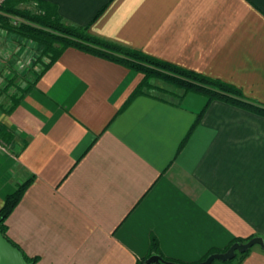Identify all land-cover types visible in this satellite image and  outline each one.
<instances>
[{
  "label": "crops",
  "instance_id": "crops-1",
  "mask_svg": "<svg viewBox=\"0 0 264 264\" xmlns=\"http://www.w3.org/2000/svg\"><path fill=\"white\" fill-rule=\"evenodd\" d=\"M41 1L100 40L264 105V0ZM143 79L68 48L10 114L0 109L14 134L0 150V210L33 179L6 224L35 264H139L153 239L170 262L197 264L264 239V117L162 86L130 100ZM242 264H264V251Z\"/></svg>",
  "mask_w": 264,
  "mask_h": 264
},
{
  "label": "trees",
  "instance_id": "trees-1",
  "mask_svg": "<svg viewBox=\"0 0 264 264\" xmlns=\"http://www.w3.org/2000/svg\"><path fill=\"white\" fill-rule=\"evenodd\" d=\"M29 1L37 3L35 12L19 8L20 4H24ZM5 14H12L17 17H21L26 22L19 26H10L7 23ZM0 27L5 28L8 33L23 36L32 42L42 45L44 47L45 55L49 57V60L44 64L31 86L27 87L26 90L22 89L19 91V95L11 96L8 106L5 107V105L0 102V109L5 114H10L20 104L24 97L37 84L41 75L58 60L66 49L75 48L85 53L121 64L128 69L141 73L144 76L143 83L132 94L130 100L136 95L144 93V89L151 88L149 80L157 78L169 85L179 88L182 90L183 95L190 92L197 93L205 96L209 103L213 101H221L264 117V105L248 99L236 86L197 72L182 69L176 65L159 60L143 52L131 50L100 40L92 36L88 32V28L65 23L57 13L55 7L47 2L41 0H7L6 3L0 6ZM0 140L6 142H11L13 140L12 132L9 131V129L1 122ZM32 182L33 179H29L20 184L13 194L7 196L4 206L0 210V226L4 236L22 252L23 250L9 238L7 234L8 227L6 222ZM251 239L252 238L246 241L235 240L224 251H211L204 258V260L212 254L226 252L235 243H244L250 241ZM250 251L244 254L237 253L235 259L223 263L242 264V260L249 255ZM24 255L30 264H35V258H29L25 253ZM155 255L160 256L163 261L170 262L159 252L158 243L156 239H153L150 256L148 258ZM148 258L142 260L139 264H145Z\"/></svg>",
  "mask_w": 264,
  "mask_h": 264
},
{
  "label": "rangeland",
  "instance_id": "rangeland-1",
  "mask_svg": "<svg viewBox=\"0 0 264 264\" xmlns=\"http://www.w3.org/2000/svg\"><path fill=\"white\" fill-rule=\"evenodd\" d=\"M19 8L35 12L37 3L32 1L25 2L24 4H20ZM6 18L10 26H19L26 22L23 18L12 14L6 15ZM14 43H18L19 45L23 44L22 47H24V49L26 48L28 61L22 54L19 52L17 53L20 46H18V44L16 46ZM19 51L23 52L22 50ZM48 60L49 57L45 55L42 45L32 42L23 36L8 33L5 28L0 27V102L5 105V107L8 106L11 96L19 95V91L22 89L26 90L27 87L31 86ZM149 83L151 88L144 89L145 92H156L153 91V89L157 86H162L163 89L168 90V92L173 91V93L177 92V94L182 92L179 88L169 85L161 79L152 78L149 80ZM9 131L12 132V130ZM0 142L4 146L13 143V141L6 142L2 140H0ZM216 262L220 263L221 261Z\"/></svg>",
  "mask_w": 264,
  "mask_h": 264
},
{
  "label": "water",
  "instance_id": "water-1",
  "mask_svg": "<svg viewBox=\"0 0 264 264\" xmlns=\"http://www.w3.org/2000/svg\"><path fill=\"white\" fill-rule=\"evenodd\" d=\"M255 246H259L264 251V239L262 237H253L250 241L233 244L226 252L210 255L207 259L197 264H213L216 261L227 262L235 259L237 253L244 254ZM0 264H30L24 253L14 246L3 234L0 226ZM145 264H179L163 261L160 256H151Z\"/></svg>",
  "mask_w": 264,
  "mask_h": 264
},
{
  "label": "built area",
  "instance_id": "built-area-1",
  "mask_svg": "<svg viewBox=\"0 0 264 264\" xmlns=\"http://www.w3.org/2000/svg\"><path fill=\"white\" fill-rule=\"evenodd\" d=\"M6 1L7 0H0V6L3 5L4 3H6ZM0 150L7 152L9 149H8L7 146L2 145L1 142H0Z\"/></svg>",
  "mask_w": 264,
  "mask_h": 264
}]
</instances>
